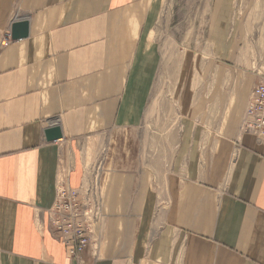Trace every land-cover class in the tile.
<instances>
[{
    "label": "crops",
    "instance_id": "crops-1",
    "mask_svg": "<svg viewBox=\"0 0 264 264\" xmlns=\"http://www.w3.org/2000/svg\"><path fill=\"white\" fill-rule=\"evenodd\" d=\"M178 3L0 0V264H264V140L241 128L264 80V0H193L195 44L174 40ZM19 20L29 35L1 46ZM96 174L99 250L77 257L48 211Z\"/></svg>",
    "mask_w": 264,
    "mask_h": 264
},
{
    "label": "built area",
    "instance_id": "built-area-1",
    "mask_svg": "<svg viewBox=\"0 0 264 264\" xmlns=\"http://www.w3.org/2000/svg\"><path fill=\"white\" fill-rule=\"evenodd\" d=\"M10 35L9 29L2 44L14 41ZM241 128L264 140V80L254 86ZM48 223L53 235L68 246L73 255L79 257L91 245L98 252L105 223L100 175H94L78 188L61 184L54 205L48 211Z\"/></svg>",
    "mask_w": 264,
    "mask_h": 264
},
{
    "label": "rangeland",
    "instance_id": "rangeland-1",
    "mask_svg": "<svg viewBox=\"0 0 264 264\" xmlns=\"http://www.w3.org/2000/svg\"><path fill=\"white\" fill-rule=\"evenodd\" d=\"M192 2H193V0H186V1L185 0H179V3L174 5V7L177 6V10L175 11V13L173 12V14H172L173 18L171 17V25L173 27H175L177 30L176 31L177 34L175 35L176 37H174V40H177L178 43H181L183 40V41L195 44L197 42L198 34H200L202 31L201 24L203 21L199 20L198 18H195V17H197V15H199L195 11L200 10L201 5L196 4V3H192ZM166 6L168 7L169 4H167ZM168 21H169V19H168ZM10 32H11V29H10ZM11 38H12V36H11ZM14 41H16V40H14ZM9 44L10 43L5 45V44H2V42H1V46H7ZM176 48L178 49L177 52H178L179 59H180L181 56L184 54L185 49L186 48H192V47H176ZM197 48L198 47H193V49H195V50ZM167 54H168V57L165 61V68L166 69L163 71L162 76L169 75V72H170L169 71L170 58H169V53H167ZM178 70H180V68ZM175 72L176 71L174 69L171 72V74L173 76H175ZM179 75H180V72L178 71V76ZM175 86H176L175 84L173 85V84L167 83V84L163 85V88L160 87V91L162 92L161 96L163 97V100H162V102H163V105H162L163 113H162V121L161 122L163 125L166 126V128H168L169 125L172 122H174L176 112H178L179 108L181 107L179 101H176V99H174V98L171 99V97H170V92L172 93L173 91H177L178 85L176 86V88H174ZM180 86H183V85H180ZM184 86L186 87L187 85H184ZM188 86H190V88H191V85H188ZM199 86H201V85L195 84L194 87H199ZM174 97H175V95H174ZM170 113H172V116ZM174 129H175V127H174ZM152 134L156 135V138H155L156 142H159V141L162 142V140L164 141V139L168 135V132L163 131V132H155ZM91 167H93V164L92 165L90 164V168Z\"/></svg>",
    "mask_w": 264,
    "mask_h": 264
},
{
    "label": "water",
    "instance_id": "water-1",
    "mask_svg": "<svg viewBox=\"0 0 264 264\" xmlns=\"http://www.w3.org/2000/svg\"><path fill=\"white\" fill-rule=\"evenodd\" d=\"M11 36L13 40H19L29 35L28 20H19L11 25ZM48 141H56L62 138V131L59 126L49 127L45 131Z\"/></svg>",
    "mask_w": 264,
    "mask_h": 264
},
{
    "label": "bare ground",
    "instance_id": "bare-ground-1",
    "mask_svg": "<svg viewBox=\"0 0 264 264\" xmlns=\"http://www.w3.org/2000/svg\"><path fill=\"white\" fill-rule=\"evenodd\" d=\"M14 23V22H13Z\"/></svg>",
    "mask_w": 264,
    "mask_h": 264
}]
</instances>
